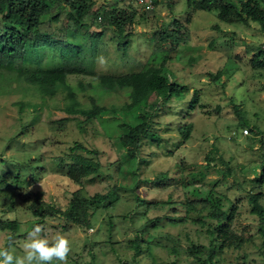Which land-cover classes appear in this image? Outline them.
<instances>
[{
  "label": "rangeland",
  "instance_id": "obj_1",
  "mask_svg": "<svg viewBox=\"0 0 264 264\" xmlns=\"http://www.w3.org/2000/svg\"><path fill=\"white\" fill-rule=\"evenodd\" d=\"M116 3L124 8L129 4L135 6L139 11L138 23L127 28L132 32V41L123 50H119L118 39L111 31L103 36L95 59L96 72L121 74L159 66L163 57L153 59L158 48V31L172 26L178 19L188 26L189 39L170 53L164 71L170 79L198 89L200 104L187 113L190 94L183 100L172 98L162 104L154 120L163 144H146L142 156L149 158V162L140 165L139 157L128 155L121 145L113 119L135 122L132 110L119 109L112 118L104 115V125L97 120L86 121L81 115L66 112L65 92L62 90L54 96L42 98L27 90L25 82L0 74V85L8 84L0 86V177L6 176L9 180L10 185L4 189L15 190L13 208L7 204L6 196H0V214L2 218L20 222L13 234L9 229L0 230V248L10 246L14 254L23 255L22 244L27 233L34 225L41 224L45 228L42 235L51 238L60 232L70 240L68 264L89 263L93 255L96 264L124 261L129 264H196L189 257L188 248L192 242L208 244L209 238L199 223L183 221L184 217L199 214L198 210H190L187 202L205 197L213 183L220 180L216 184L217 192L226 194L231 202H239L234 227L246 242L241 248L225 249L217 264H264V233L260 231V219L251 213L249 202L251 193L261 192L264 204V185L254 187L251 181L261 170L262 150L248 127L236 129L240 117L233 105L240 104L247 121L264 131V68H253L251 59L255 53L249 51L250 46L264 50V28L253 21L248 24L221 21L215 11L194 10L186 0H159L151 13H145L135 0H97L95 8ZM96 28L99 30L98 24L92 30ZM218 69L223 70V75L219 80H213L210 72ZM81 82L85 88L80 87ZM68 83L85 106H90L92 97L108 108H120L130 102L129 89L106 91L92 75L72 74ZM20 101L38 103L39 109L35 111L27 106L21 110ZM189 122L193 123L190 139L175 147L174 144L181 139L178 127ZM246 128L251 139L243 135ZM236 130L241 135L233 139L230 136ZM76 140L96 149L103 163L101 176L93 183H87L85 191L88 194L105 193L115 185L119 187L118 194L110 198L116 200L114 204L108 209H99L91 228L56 217L38 219L28 208V202L18 194L20 189L26 192L42 190L48 201L65 207L72 192L80 186L68 178L66 166L60 165L55 158L65 156ZM168 149H173V153ZM209 155L215 158L212 161L215 166L209 168L205 183L185 187L182 180L189 178L191 171L205 165ZM28 159L39 167L35 170V177L17 167L18 163ZM229 169L230 174L226 177L219 172H229ZM161 171H167L178 182L166 188L152 182L141 183L136 193L147 202L170 200L171 203L164 207H148L146 203L135 209L137 200L130 190L134 182L145 178L152 180ZM17 173L20 175V189L13 181ZM231 202L227 201V205ZM199 205L196 202L198 208ZM146 209L147 213H144ZM157 215L163 216L161 223L144 237L141 241L143 251L135 256L131 241L135 239L137 228L147 218ZM10 234L13 236L11 242ZM171 236L178 237V241L174 242ZM174 246L177 253L173 251ZM52 264L59 262L53 261Z\"/></svg>",
  "mask_w": 264,
  "mask_h": 264
},
{
  "label": "trees",
  "instance_id": "obj_2",
  "mask_svg": "<svg viewBox=\"0 0 264 264\" xmlns=\"http://www.w3.org/2000/svg\"><path fill=\"white\" fill-rule=\"evenodd\" d=\"M158 2L159 0H155V4ZM96 3L97 0H0V74H6L20 82H25L27 90L33 91V95L38 94L42 98L54 96L57 91L62 90L65 92L64 109L66 112L81 115L86 121L97 120L104 125L102 119L104 115L112 118L113 113L119 109L132 110L135 122L113 118L114 124L119 131V141L127 154L139 157V164H145L149 162V158L142 156L144 146L146 144L162 146L163 144L162 135L154 120L162 104L170 102L172 98L183 100L189 94L191 96L187 113L200 104L198 89H192L188 84L176 79H170L168 73L164 71V65L171 57L170 53L177 50L181 43L188 41L189 28L175 19L174 26L158 31V48L153 54V59L157 56L163 57L159 66L121 74H99L95 70V59L98 56L101 39L108 31H111L118 39L119 50L125 49L132 41V32L127 28L138 23L139 11L132 4L124 8L118 3L112 6L103 4L96 9ZM186 3L194 10L215 11L217 18L227 23L248 24L253 21L260 23L264 28V0H186ZM154 9L143 11L151 13ZM96 24L99 30L97 28L92 30ZM216 27L219 28L218 24ZM159 49L164 51L160 52ZM249 51L255 53L251 59L253 68H264V50H261L259 46H250ZM161 53L163 54L160 55ZM72 74L95 76L99 80L100 87L106 91L127 88L130 102L120 108L116 106L108 108L100 105L92 97L90 106H85L79 101L76 90L68 83V78ZM222 75V69L210 72L213 80H219ZM6 85H8L7 82L0 86L5 87ZM80 87L85 88L82 82ZM153 95H155L154 99H152ZM18 104L21 110L27 106L33 107L35 111L39 109V104L31 101H20ZM233 105L240 117L236 129L239 131L241 128L248 127L260 142L261 170L251 181L254 187H261L264 185V131L258 125L247 121L245 111L240 104L234 103ZM201 106L205 107L204 104ZM178 130L181 139L174 144L175 147H179L190 139L193 123L181 124ZM237 130L230 136L231 138L237 139L241 135ZM247 139H251V136H247ZM168 151L173 153L174 150L168 149ZM98 154L96 149L76 140L65 156L55 158L60 165L66 166L68 178L80 186L72 192V197L65 207L48 201L42 190L36 192L21 190L19 173L13 179L14 185L20 189L19 196L28 202V208L38 219L56 217L68 223L91 228L93 227L92 219L99 209H108L114 204L116 200L111 201L110 198L118 194L119 188L115 185L105 193L96 192L94 194H88L85 191L87 183H93L102 174L103 163ZM214 159L210 155L207 156V163L199 166L198 170L191 171L189 178L182 180L183 185L189 187L196 183L204 184L209 168L215 166L212 164ZM17 167L31 177H35V170L39 168L32 165L31 159L18 163ZM230 170L229 172L219 170V172L226 177L230 174ZM150 182L166 188L178 181L167 171L159 172L152 180L147 178L136 180L130 188L137 200L135 209L146 203L148 207H164L171 203L170 200L147 202L136 193L141 183ZM219 182L220 180H216L213 183V187L205 197L187 202L189 209L198 210L199 214L184 217L183 221L199 223L200 229L205 231L209 238L208 244L192 242L189 246L188 255L196 264H217L218 258L225 249L241 248L246 242L244 236L234 227L240 208L239 202H231L226 194L218 193L216 184ZM8 184L9 180L6 176L0 177V196H6L5 200H9L7 204L13 208L15 190L4 189ZM261 199V192H253L250 194L249 202L251 213L256 214L260 219V231L264 233V204ZM227 201L231 202L229 206ZM196 202L200 203V208L196 206ZM144 213H147V209ZM162 219L161 215L149 217L137 228L135 239L131 241L135 256L143 251L141 241L152 229L159 226ZM19 223L18 219H5L0 214V230L9 229L13 234L18 230ZM12 234L10 236L13 238ZM170 238L174 242L179 239L173 236ZM173 251L177 253L176 246L173 247ZM85 264H96L95 256L93 255L92 260ZM120 264L129 263L124 261Z\"/></svg>",
  "mask_w": 264,
  "mask_h": 264
},
{
  "label": "clouds",
  "instance_id": "obj_3",
  "mask_svg": "<svg viewBox=\"0 0 264 264\" xmlns=\"http://www.w3.org/2000/svg\"><path fill=\"white\" fill-rule=\"evenodd\" d=\"M101 63L103 57L99 58ZM45 228L36 224L22 244L23 255H16L9 247L0 248V264H52L58 261L59 264H68V256L71 252V242L62 233L57 232L49 238L42 235ZM12 237H9L11 242Z\"/></svg>",
  "mask_w": 264,
  "mask_h": 264
},
{
  "label": "built area",
  "instance_id": "obj_4",
  "mask_svg": "<svg viewBox=\"0 0 264 264\" xmlns=\"http://www.w3.org/2000/svg\"><path fill=\"white\" fill-rule=\"evenodd\" d=\"M135 2L137 3V5L145 11H149L155 8L156 4H155V0H135ZM245 134L249 133L248 128H246L244 130Z\"/></svg>",
  "mask_w": 264,
  "mask_h": 264
}]
</instances>
